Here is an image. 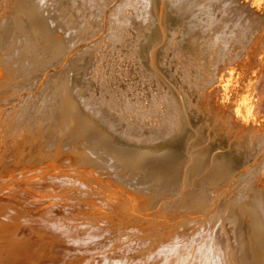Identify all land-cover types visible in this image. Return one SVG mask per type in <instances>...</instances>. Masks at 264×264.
I'll return each mask as SVG.
<instances>
[{
    "label": "rangeland",
    "instance_id": "rangeland-1",
    "mask_svg": "<svg viewBox=\"0 0 264 264\" xmlns=\"http://www.w3.org/2000/svg\"><path fill=\"white\" fill-rule=\"evenodd\" d=\"M33 1H36L37 6L39 5L38 7H40L41 10L40 16L38 17L36 16V14L27 17L25 16L24 17L25 21L22 24V20H20V18L24 16L22 14H24L25 8L23 9L22 6L19 7L18 4L24 5L25 0L24 2L23 0L20 1L0 0V33H1L0 34L1 35L0 36V92L5 91L4 94L5 97L3 96V98L0 99V106H1L0 121L4 120L3 127H5L6 130L8 129L6 132L8 133L10 132L9 134L13 138L17 137L18 132L24 133L25 131H27L26 134H28L32 130L33 132H31L30 134L34 133V135L38 136L37 142L42 146V149L43 147H46V145H50V144H52L50 149L56 148V146L59 147L61 145H62L61 147L65 148V146H67L65 144H69V148H68L69 150L65 153L67 156L66 155L64 156L67 157V159L65 158V160H63L64 162L67 160L66 161L67 163L66 162L63 163V161L62 163H58L55 165L54 163H51V165L53 164L57 168L48 164L50 167L47 165L49 168L47 169V171H49L50 173L45 172L43 177L41 176V173H39L40 175L37 174L38 178L40 176L42 179L41 180L39 178L41 180L40 181L41 183L43 181H45V183H48V181L50 180L49 184L51 185L52 183L51 181L53 180V186H50L49 188V185L48 184L45 185L43 184L44 183L43 182L42 183L43 188L40 185L39 189L40 188L44 189V187L46 188V186L48 185L47 187L52 190L48 189L49 192H47L46 191L47 189H44L43 191L40 189L41 191L38 190L37 192L38 194L36 197L40 198L41 194H44L46 196L44 199L46 201L48 200L47 201L48 203H50L51 200L52 203L54 202L57 204L59 202L58 207L60 208L63 204H66L65 206L70 208V206L72 207L73 205L74 206L78 205L76 203L77 202L80 203L81 200L80 198L84 196L86 197V194H88V198L84 197L86 199L85 201L89 203L90 200L93 198L94 200L92 199L93 202L91 200L90 204L95 203L93 205L94 208L100 211L101 209L103 210L105 209L102 204L106 206L111 203V201H109V198H111L112 200L121 203V205L118 206L119 211L121 212L116 217V220H118L117 221L118 224L123 228L126 227L135 228L144 231L147 230L165 231L167 227L170 226L169 224L175 225L177 223H180V226L186 225L185 229H188L190 227H198L201 229L204 228L206 224L207 225L212 224L216 226L219 231H222L224 219L226 217H229V213L231 209L235 206H239L243 204L248 205L250 209L253 210L254 213H256L258 222L260 224H264V212L261 211L254 203L252 190H251L252 185L257 184L259 188L262 187L263 191L261 192L264 194V172L260 173V171H258L259 170L258 166L261 163L260 160H262L261 155L263 156L264 154V140L260 144L261 145V148L259 149L260 152L257 153L254 146L256 139L255 137H253L257 135L256 134L257 132L254 129L252 130H245L244 128L241 129L243 126H239L238 124L234 123L233 121L234 119L232 120L230 119L233 118L232 117L234 116L233 114L227 115L223 113L222 106H220L221 96L219 97L218 91L216 89L217 85L219 84V81L215 82L212 79V74L214 73V71L219 69V67H223V66L225 67V65H227L226 67L228 69L229 67L231 68V66H234L235 64L243 65L244 70L242 75L243 77H247L252 72V66L250 64V60H252L255 57L254 55L255 50L249 51V49H251L254 45L253 42H251L250 45L246 47L244 46L245 48L243 46H240L238 48V51H240L239 59H241L244 55L245 56L244 60L241 59V61L238 60L234 65L232 64L229 65L227 64L229 63L228 62L229 60L227 61L225 59H227L229 51L231 50L232 52H234L235 49L233 50L232 48L229 51L227 50L228 51L227 56L225 57V59H222V61L221 59H217L216 56L215 59L213 60V56H211V49L209 48L210 46L207 43L208 36L205 34L204 31H202L201 29H197V32L194 31L190 32L188 27L184 26L185 20H183L182 23L180 22L179 24H175L174 26L171 25V21H170L166 33L168 34L169 37L171 33H174L173 36L176 37L175 41L177 42L176 47L177 48L180 47L181 50L178 51L183 55V60L185 62L184 68L187 70V72L191 74V78L188 80L187 84L189 86V91L191 92L190 94L193 93L192 96L194 98L191 96V99L192 98L194 99V100L192 99V104L194 105L192 106H194L193 110L195 109V111H197L198 117L196 118L194 116V113L189 111V109H186V115H185L186 119H184V122L185 123L190 122L194 124L196 126V130L185 135L180 151L178 152L159 151L154 149L156 145L168 144L169 142H172L174 140L173 136H177L180 134L183 135L184 132L182 130H179L177 133V129L179 127L176 118L177 117L176 109L173 104L169 103V101L166 100L167 103L166 106L165 104H163L161 108H157L155 106V99H158L163 91L160 89L159 86H157L158 83L156 82L157 83L156 85L155 81H153V79L148 75L146 76L145 73H144L145 75L142 74L143 72L141 73L140 72L141 70L137 69L136 72L135 70L137 67L139 68L137 63L146 61L152 64L151 68L149 69L151 73L155 69H159L162 73L165 74V70L163 69V66L160 62L161 53L163 51L162 46L158 47L155 50L154 57L150 55V57L144 58L142 51V45L146 42L148 36L152 33L153 30L161 28L162 26L161 24H162V14H163V4H162L163 0H130V1L100 0L101 5H99L100 1L98 0H97L98 3L95 0H93V2L91 0H45L46 3L44 0H33ZM89 3L91 5L93 3V5L92 6L89 5L90 8H87ZM94 5H96L97 9L94 8L95 7ZM97 6H101V7L99 8ZM18 9L20 10V12ZM91 12L95 14H92ZM20 13L21 16L19 15ZM34 17L35 18L38 17V18L35 19ZM39 19L43 21L44 26L50 32L56 35V36L51 35L52 38L55 37L56 39V40L54 39L57 42V43L54 42L56 46L53 45V47L52 46L49 47L46 44L47 41L49 40V39L47 40V38H49L48 36H50L49 33L45 31L46 33L44 35L45 37L47 36V38L44 37L45 38L44 40L42 37L44 35L41 34L40 30H39L40 32L37 30L38 29L37 27L40 26ZM66 19L68 20L71 19V20L67 22ZM73 20L74 22L77 21L78 23L83 22L85 25H82L83 23L81 24L71 23L73 22ZM34 21L37 24H35ZM16 22H18L19 24ZM2 23L3 26H1ZM70 23L71 25L72 24L73 25L71 26ZM77 24L78 26L79 25L80 26L77 27L79 31L77 30L76 32L75 27L77 26ZM26 25L28 26L26 28L25 27L23 28V26ZM67 25L71 26L72 29ZM22 29H24L25 31ZM20 30H22L24 33L21 32ZM80 30L82 34L80 33ZM73 31H75L77 34H74ZM80 34L82 35L81 39H79L80 37L77 36ZM8 35L10 38L8 37ZM28 37L29 39L30 38L33 39L32 40L30 39L31 40L30 41ZM12 38L15 39L13 40ZM57 39L59 41H57ZM76 39L79 41H77ZM62 40L65 43L64 49L61 51L56 50L53 52V50H55L54 48H57V44L59 45L63 44ZM44 42L45 45H43ZM98 43L99 44L102 43L103 45L99 46ZM35 44L36 45L38 44L37 45L38 47L34 48V46H36ZM95 44H98L100 48L102 46V48L101 49L98 48L99 50H96L97 46H95ZM29 46L30 48L31 47L32 48L30 49ZM46 46H48V50L46 49L47 48ZM135 46L139 47L140 53L138 54L136 53ZM90 47H92L91 48L92 51ZM33 48L36 50H34ZM42 48L44 49L42 50ZM49 50L51 51L49 52ZM231 51L229 54L230 57L232 56V54L234 55V53H231ZM87 52L91 54H88ZM38 54H40L41 56ZM47 55L50 56V57L48 56V58L50 59L52 57L57 56V59L55 60V62L53 61L51 64L45 66L44 63L49 60L46 57ZM251 55H253L252 59H251ZM35 57L37 58L36 60ZM230 57H228V59ZM230 59L233 60L234 57H231ZM105 60L107 62L106 64L104 63ZM90 62H92L93 64H91ZM110 64L113 65L110 66ZM25 65H27V67H25ZM100 65L102 67L104 66V68L106 67L105 68L106 70L104 68H99ZM35 66H37L36 69H38L39 67L40 68L36 70L33 68ZM84 67L86 73L88 74H86L85 72L83 74H85V76L89 75L92 78L90 79L89 76L88 78L86 77L89 82L86 80V78H84V75L82 74V70ZM110 68H112L115 71V73L113 70L109 71ZM230 68L228 70H230ZM101 69H104L106 73L109 71L108 74H110L111 72L116 74L117 76L112 73L114 77L116 76L114 79H116L117 82H113L116 80H112V78H110L112 74H110L111 76L108 77L106 73L105 74L103 73L104 72L103 70H102L103 72L100 73L99 71H101ZM30 70L31 71L33 70L32 73ZM45 74L47 75L44 76ZM101 74H103L104 76L103 78H107V79L105 80L102 79V77H100L102 76ZM105 75L107 77H105ZM41 77H43L42 78L43 82H41L42 81ZM166 78L167 81L177 89L178 85L174 80V78H170L168 76H166ZM83 80L87 81V83L84 82L85 83L84 84ZM37 81L39 82L38 83L39 88L44 89L47 87L49 88V91L51 89L49 93L50 99L48 98L47 102H45L46 100L44 99L45 101L41 103L43 106L40 104L37 112L34 113H31V111H29V106L27 107V109L20 108L17 111L11 110L10 106L11 105L14 106L15 104L17 105L16 102H18L16 100L11 104L9 103L10 101L14 100L12 95H15L17 91L20 92L22 90V86H24L26 83L33 84L34 82ZM110 81H111L110 83L111 87L114 83H115L114 86L116 85V87L113 86L111 89H109L108 87H110V85L108 84ZM102 83L104 85L106 83V85H108L107 88L106 86L103 87ZM117 83L120 85H118ZM44 85L47 86L45 87ZM117 85L120 86V88ZM95 86H97V88ZM102 89H104L107 92L105 96H109L111 92L110 95L112 97L110 96L108 97V99L110 98L108 105L103 103V101L101 100V97L104 96L103 93L105 92ZM13 90H15V92ZM122 90L126 91L127 95L131 94L129 95L130 97L126 96L124 91L123 94ZM24 91H25L24 93H26V90ZM94 91L96 93H94ZM9 92H11L12 94H10ZM99 93H101V96L99 95ZM210 93L211 94L214 93V94L211 95ZM216 93L218 95L217 97L215 95ZM209 96H213V97H209ZM91 97H92V101H91ZM97 97L101 101H99L98 99H94ZM52 99L54 102H52ZM63 99L65 100L63 101ZM129 100H131V103L128 106H126L125 102ZM193 101L196 104L193 103ZM235 101L237 103L238 99ZM212 102L214 106H211ZM89 103L90 106H88ZM5 104L9 106L7 107ZM95 104L100 106H97ZM84 105H86L87 107ZM91 105L92 106L94 105L93 108L91 107ZM88 107H91L89 109L90 110L93 109L94 112L87 109ZM213 107L215 109L214 112H212L214 110ZM57 108L60 109L62 112L60 110H57ZM68 110L70 111L72 110V112ZM209 110L212 111L209 112ZM216 110L217 113H215ZM55 111H59L61 113L60 116L62 117L60 116L55 117ZM218 114L223 118H220ZM211 115L212 117L214 115H217L218 117L214 116L215 119L213 118L210 119ZM226 116H228V118ZM18 117L21 119L20 122L18 121L19 119ZM28 117L30 118L28 119ZM73 117L75 118L76 123L75 122L71 123L74 121V119H72ZM63 118L67 121H65ZM226 118L229 124H227ZM206 119L207 120L209 119V121L206 124V126L207 125L209 126L207 128V131L203 130V126L205 125ZM229 119L231 120V122L229 121ZM26 121H28V123ZM77 122H79V126ZM72 124L74 125L77 124V126H73ZM81 125H83L84 128ZM227 125L229 126L234 125L235 128L232 126H230L229 128V126L227 127ZM30 126L31 127L34 126L33 127L34 129L37 126L35 129L36 131L33 128H30ZM44 126H48L47 127L48 129ZM23 127L26 128L24 129ZM28 127H29L28 130L30 132L26 130ZM78 127L80 128L78 129ZM37 128L38 129L41 128L42 131L40 129L38 130ZM231 128H233L234 130L232 131ZM46 130L47 132H45ZM15 131L17 132V134ZM77 131H79L80 133L79 132L77 133ZM91 132L92 134L89 135L87 134ZM93 132L95 134L97 133V135L93 134ZM253 132H255V134H253ZM43 134L46 135L41 136ZM75 136L77 137L75 138ZM79 137L80 139H78ZM247 137L250 139H247ZM96 138H100L101 140ZM43 140H45V142ZM77 140H80L79 143L81 142L79 146L77 145L79 144L77 143L78 142ZM93 140H95V142L97 143L94 144L95 142ZM244 140L249 141L250 143L247 142L248 143L247 145ZM87 141H90L91 145ZM106 141H107V145H106ZM58 142H60L61 144H59ZM84 142H87L88 144ZM56 143H58V145ZM108 143L109 144L111 143L112 147H110ZM245 144L248 147H250V149L248 150L250 156H252L250 157L247 163H243L240 155L238 154L241 148L242 150L244 148L247 149V146ZM53 145L56 146L54 147ZM89 145L91 146L90 148ZM96 145L99 146L98 149L100 150V152L99 150H97V147H93ZM87 147L89 148V150ZM105 147L107 148L105 149ZM108 148H111L113 150L115 149L117 152L114 150L113 151L114 153L111 154L112 150L109 149L108 151L107 150ZM103 149L105 150L103 151ZM252 149L255 151V152L253 151L254 154H252L251 151ZM87 150L88 151L93 150V151L90 153L87 152ZM118 152L119 153L121 152L120 154L122 155H120ZM74 153L76 155H82V157L85 158V160L88 157L87 159L88 161L87 160L86 161L89 163V165L92 162V165L89 166L92 170L91 172H88L87 170L85 172V169L78 167V162H76V155H74ZM94 153L95 154L98 153L96 155L99 156L96 157ZM123 153L126 155L125 157ZM92 154H94L96 158H94ZM100 154L103 157H101ZM105 154L107 156H105ZM132 155L138 158L140 162L139 164L135 165L132 162V164H134L132 165L130 164L131 161L128 162V160L125 159L127 156H132ZM121 157H124L123 158V160H125L124 162L120 159ZM47 160L50 159L48 158ZM97 161L99 162L97 163ZM198 161H203V165H204L203 170L194 169L193 166ZM110 162H112L111 163L112 165L110 164ZM103 163L105 164L103 165ZM219 163L223 164L222 167H218ZM71 164L73 166H71ZM123 164L125 167L123 166ZM224 164L227 166H225ZM93 165L95 166V168L93 167ZM52 168L54 169L51 170ZM111 168L113 169L111 170ZM94 169L95 172H93ZM62 170L64 171V173H62L63 172ZM196 170L198 171L196 172ZM33 171L35 172V170ZM112 171L114 172L112 173ZM212 171L216 173L214 174ZM55 172L61 173L62 175H64V177L65 176L67 177L68 175L67 181L65 180L66 177L65 179H63L64 177L61 174L59 175L58 173L57 175L55 174ZM89 173H91V175ZM210 174L211 175L217 174L216 176L220 175L223 179L226 177L224 179L225 182L224 180L221 179L220 176H218L219 178L217 177L213 178L211 177ZM54 177H56V179ZM58 177L62 181L63 180L66 181V182L64 181L66 186L68 184L75 185V183L72 182L74 179H75L74 182L77 180L76 181L77 186L75 185L76 187L73 188H76V191L78 192L80 190L81 193L76 192L75 189L73 190V188H71L72 185L67 186L66 189L61 188L66 186L64 184L62 185V183L64 182L59 180ZM209 177L211 178V181ZM50 178H54L58 182L60 181L61 182L60 184H57V181H54V179H50ZM68 178L69 179L73 178V179L72 181L70 180L71 181L70 182L68 181ZM212 178L215 180L217 179V181L213 180ZM79 179L81 181L86 182L85 184L87 188H89L91 191H94L95 194L97 193L95 197L97 195H101V196H97L98 198H94V195L92 194L91 195L92 198H91L90 196L91 192L85 191L84 193L82 191L83 189L81 190L82 187L80 186V184L78 185V183H80L78 182ZM218 179L222 180L223 183H221V181H219ZM11 180L12 181L10 182L5 180L4 182L6 183L1 182L6 187L8 184L10 185L8 186L9 188L7 189H5L6 187H4V190L6 191L11 190L9 193L15 194L16 191H18L19 189V191L21 190V192L19 193L18 191V193L23 195L24 193L22 190L24 189L19 188V185L22 182V181L20 182V180H22V178L18 180L20 183L15 182L14 179ZM13 180L16 183V185L14 184ZM218 182H220V184ZM12 184L15 189L18 186L16 191H14L15 189L14 190L12 189L13 187L11 186ZM58 185L61 186L58 187ZM20 187L22 186L20 185ZM54 187H55L54 191L56 192L53 191ZM56 188H60L61 192L59 191L60 192V193L58 192L59 194L57 193L59 189L56 190ZM68 188L69 189L71 188V190H68ZM63 190L64 192L62 193ZM67 190L71 194L66 192ZM39 191L42 193H39ZM51 191H53L55 194H53V192ZM18 193L16 194L19 195ZM56 193L60 196L62 195L61 197L63 196L65 197L60 199V196H58L59 197L58 198ZM74 193L76 194L75 196H72L74 197V199L71 198L70 199L75 201L77 199L79 201L75 202L76 205L73 203H72L73 205L72 204L70 205V203L74 201H71L68 197L69 196L71 197V195ZM77 193L79 194L78 197H77ZM52 194L55 196H53ZM63 194H68L67 195L68 197ZM80 194L82 195L84 194V195L82 196ZM24 195L26 196L27 194L25 193ZM43 197L44 196L42 195L41 200H44ZM49 197H51L50 200ZM39 198L36 199L37 202L38 200L40 201ZM84 198L81 200V202L82 201L84 202ZM103 198H105L104 201ZM66 199L68 201L70 200V202L68 203ZM59 200L60 201L62 200V204ZM99 201L101 202L99 203ZM108 202L109 204H107ZM98 203L101 204V206H98L99 205ZM56 204L55 206H57ZM90 204L89 206L92 207V205ZM48 205L49 207H41V209L44 208L49 209L52 213H56L58 218H61L62 221H66L68 216L73 215V213L70 210H65V209H69L66 208L65 206H62L61 209H58L57 207L52 206L51 203ZM95 205L98 206L99 208H97ZM100 207L103 208L100 209ZM173 220L176 222H174ZM119 228L118 227L116 228L119 229L120 231L119 233H117L118 235L115 236L116 239H113L115 244L109 243L108 245H106L107 247H109V245L113 244L114 247L113 245L110 246L111 248L113 247L112 249L109 247L111 249L110 250L105 246L103 250H101L104 252L107 251V253L105 252L106 253L105 255L111 254L113 255V257H115L114 255H116V257H119L117 253H121L120 250L123 247V245L124 246L127 245L128 242L124 243L125 242L124 240H126L124 238L123 240L121 239V243L118 242V240H120V238L123 236L127 238L126 241H128V237L122 235L124 233L122 232V228L121 227ZM116 232H118V230L117 231L115 230V233ZM240 239L242 243L243 236H241ZM238 242L240 243V240H238ZM135 243L136 241H133L131 245ZM112 250H114L113 252H115V250L117 251L115 253H112ZM242 258H244L242 259L243 264H251V262L247 260L244 256H242Z\"/></svg>",
    "mask_w": 264,
    "mask_h": 264
},
{
    "label": "bare ground",
    "instance_id": "bare-ground-1",
    "mask_svg": "<svg viewBox=\"0 0 264 264\" xmlns=\"http://www.w3.org/2000/svg\"><path fill=\"white\" fill-rule=\"evenodd\" d=\"M18 1H20V0H18ZM91 1L93 2V0H91ZM95 1L98 3V1H100V0H98V1L95 0ZM23 2H24V0H23ZM45 3H46V1H45ZM45 3H43V4H45ZM102 3H103V1H102ZM38 4H39V2H38ZM94 4H95V2H94ZM162 4H163V14H162V24H161L162 26H161V28H158V29H155L152 31V33L148 36L146 42L142 45V51H143L144 58L150 57V55L154 57L155 56V50L158 47L162 46L163 51L161 53L160 62L163 66V69L165 70V74L162 73L159 69H155L151 73L149 71V69L151 68L152 64H150L149 62H146V61L137 63L139 68L137 67L135 72L137 71V69H139V70H141L140 71L141 73L143 72L142 74L145 73L146 76L148 75L149 77H151L153 79V81H155V83L156 82L158 83V85H157V83H156V85L159 86L160 89L163 91L160 94V97L158 99H155V106L157 108H161L163 104H165V106H166L167 105L166 100L169 101V103L173 104L175 106V109H176V113H177L176 118H177V123H178V127H179L177 129V133L179 130H182L184 132V134L173 136L174 140L172 142H169L168 144L156 145L154 147V149L159 150V151L178 152V151H180V149L182 147L185 135L196 130V126L194 124H192L190 122H187V123L184 122V119H186V116H185L186 115V109H189V111L194 113V116L196 118L198 117L197 111H195V109L193 110L194 106H192V105H194V104H192V99L194 98L192 96L193 93L190 94L191 92L189 91V86L187 84L188 80L191 78V74L189 72H187V70L184 68L185 62L183 60V55L179 52L181 50L180 47L179 48L176 47L177 42L175 41L176 37L173 36L174 33H171L170 37L166 33L170 21H171V25L174 26L175 24H179L180 22L182 23V21L185 20L184 26H187L190 32L191 31L197 32V29H201L208 36L207 43L210 46L209 48L211 49V56H213V60L215 59V56H216L217 59H221V61H222V59H225V57L227 56V52L233 48V50L235 49L234 52H232L231 50L230 51H231V53H234V55L232 54V56H231V57H234V59L233 60L230 59L231 57L229 55L230 54V51H229L227 59H225V60H227V61L229 60L228 61L229 63H227V64L234 65L238 60L241 61V59L242 60L245 59L244 55H243L244 58L242 57L241 59H239L240 58V55H239L240 51H238V48L240 46L246 47V46L250 45L251 42L254 43L253 47L251 49H249V51L255 50L254 51L255 57L252 59L253 55H251L252 60H250V64L252 66V72L247 77H243V75H242L243 70H244L243 65L235 64L234 66H231V68L229 67L230 70H228L229 68L227 69V67H226L227 65H225V67L224 66L219 67V69H217L218 71L216 70L212 74V79L215 82L219 81V84L217 83L218 85H217L216 89L218 91L219 97L221 96V98H220V104L221 105L220 106H222L223 113L227 114V115L233 114L234 115V116H232L233 118H230V119L231 120L234 119L233 120L234 123L238 124L239 126H243L241 129H243V128L245 130L254 129L257 132L256 133L257 135L253 136V137H255L256 142L254 140L255 144L254 143H252V144H254L257 153H259L260 152L259 149L261 148L260 144L264 140V0H163ZM18 5H19V7L22 6L23 9L25 8L24 14H22L24 16H22L20 18V20H22V24L25 21V19H24L25 16L27 17V16L35 15V14L38 17L40 16L41 10H40V7H38L39 5L37 6L36 1L25 0V4H24L25 6L20 5V4H18ZM89 5H91V4L89 3L87 8H90ZM92 5H93V3H92ZM96 5H94L95 7L94 6L93 7L96 8ZM99 5H101V1H100ZM43 6H45V5H43ZM97 7L100 8L101 6H97ZM94 8H92V9H94ZM96 9H94V10H96ZM101 9H99V10H101ZM94 10H93V12H94ZM19 12H20V10H19ZM95 13H96V11H95ZM95 13H92V14H95ZM15 14H16V12H15ZM19 15L21 16V13ZM15 16H17V15H15ZM38 17H36V18H38ZM7 20H9V19H7ZM13 20H15V19H13ZM27 20H29V19H27ZM66 20H67V22H69V20H71V19H69V20L66 19ZM39 22H40V24H39L40 26L37 27L38 29L37 28H35V29H37L38 31L40 30L41 34H43V35L46 32L49 33L50 34V36H48L49 38H47V36L45 37V35H44V36H42L43 39L44 40H45V38H47V40L49 39L46 43L49 47H51V46L53 47V45L56 46V44H54V42H56L55 41L56 39H55V37L52 38V36H54L55 34L50 32L44 26L43 21L40 20ZM79 22H81V21H79ZM16 23H18V22H16ZM19 23H20V21H19ZM25 23H27V22H25ZM34 23H35V21H34ZM71 23H78V22L77 21L74 22V20H73V22H71ZM71 23H70V25H71ZM81 23H83V22H81ZM81 23H78V24H81ZM30 24H33V23H30ZM35 24H37V23H35ZM65 24H67V23H65ZM78 24L76 27L73 26L76 28L75 29L76 32L78 30L77 27L80 26V25L78 26ZM82 25H85V24L83 23ZM1 26H3V23ZM27 26L28 25L23 26V28L24 27L26 28ZM67 26L71 27L69 25H67ZM82 27H84V26H82ZM28 29H29V27H28ZM71 29H72V27H71ZM22 30H24V29H22ZM22 30H20V31L23 32ZM84 30H82V31H84ZM75 31H73V33L77 34ZM17 32H19V31H17ZM35 33H36V31H35ZM80 33L82 34L81 30H80ZM31 34H32V32H31ZM46 35H48V34H46ZM80 35H77L80 37L79 39H81V37H82V35L81 36ZM24 36H26V35H24ZM8 37H9V35H8ZM13 37H15V36H13ZM36 37H38V36H36ZM2 38H5V37H2ZM41 38H38V39H41ZM56 38H59V37H56ZM25 39H26V37H25ZM28 39H29V37H28ZM57 41H59V40L57 39ZM77 41H79V40H77ZM5 42H7V41H5ZM72 44H75V43H72ZM98 44H95V46H97L96 50L101 49L102 46H101V48L99 46L103 45L101 43L98 46ZM37 45L34 46V48L38 47ZM43 45H45V42ZM61 45L57 44V48H54L55 50H53V52L56 50L57 51L63 50L64 46H65L64 41H63V44H61ZM48 46H46L47 50H48ZM95 46H94V48H95ZM42 47H45V46H42ZM92 47H90V49ZM29 48H30V46H29ZM43 49L44 48H42V50ZM34 50H36V49H34ZM50 51L51 50H49V52ZM86 51H87V49H86ZM91 51H92V49H91ZM135 51L137 54L140 53V49L138 46H135ZM243 52H244V50H243ZM91 53H88V54H91ZM38 55H40V54H38ZM42 55H44V54H42ZM48 56L49 55H47L46 57L48 58ZM46 57H45V59H46ZM90 57H92V56H90ZM228 57H230V58L228 59ZM36 59L37 58L35 57V60ZM48 59H49L48 61H46V60H45L46 62L44 61L45 66H47L48 64H51L53 61L55 62V60L57 59V56L52 57L51 59L50 58H48ZM106 60L104 62L105 64L107 63ZM211 61H212V59H211ZM86 63H88V62H86ZM90 63L93 64L92 62H90ZM111 65H113V64H110V66ZM38 66H40V65H38ZM219 66H221V65H219ZM25 67H27V65H25ZM55 67H57V66H55ZM33 68L36 69L37 66H35ZM99 68H104V66L102 67L100 65ZM112 68H110L111 70L109 69V71H112L113 70ZM38 69H36V70H38ZM104 69H101V71H99V72L101 73L104 71L103 73L105 74L106 69L105 70ZM18 70H20V69H18ZM32 71H31V73H32ZM109 71L106 73L108 77H110L111 76L110 74L113 73V72H111L110 74H108ZM35 72H37V71H35ZM42 72H44V71H42ZM84 72L86 73L85 67L82 70V74ZM99 72H98V74H99ZM114 73H115V71H114ZM86 74H88V73H86ZM113 74L110 78H112V80H116L114 78L117 75L114 74V75H116L114 77ZM125 74H127V73H125ZM46 75L47 74H45L44 76H46ZM83 75H84V78H86V77L88 78V76H89V75L85 76V74H83ZM101 75L102 76H100V75L99 76L102 77V79H104V80L107 79V78H103L104 77L103 74H101ZM107 76L105 75V77H107ZM166 76H168L170 78H174V80L176 81V83L178 85L177 89L171 83H169L167 81ZM25 77H27V76H25ZM42 78L43 77H41V79ZM87 78H86V80H87ZM90 79H92V78L90 77ZM84 80H83V83L84 82L87 83L88 80L87 81H84ZM28 81H29V79H28ZM111 81L109 82L108 85H110ZM41 82H43V79ZM113 82H117V80L113 81ZM38 83H39L38 81L34 82L33 84L26 83L24 86H22V90L20 92L17 91L15 95H12L14 100L10 101L9 103L11 104L12 102H15L16 100L18 102H16L17 105L15 103H14L15 105L13 104L14 106L11 105L10 109L13 111H15V110L17 111L20 108L27 109V107L29 106V111H31V113L37 112L39 105L45 100H46L45 102H47V99L50 97L49 93L51 91V89L49 91V88L46 87L47 85H44L46 87L44 89L39 88ZM114 84L112 85V87L114 86ZM108 85H106V83H105V85L102 83L103 87L106 86V88H107ZM118 85H120V84H118ZM95 87L97 88V86H95ZM112 87L110 85V87H108V88L111 89ZM114 87H116V85ZM118 87L120 88V86H118ZM106 88H105V90H106ZM216 89H214V90H216ZM15 90H16V88H15ZM15 90H13V91L15 92ZM24 90H26V93H24L25 92ZM102 90H104V89H102ZM127 90H129V89H127ZM123 91L124 90H122V93H123ZM220 91H221V93H220ZM9 93L12 94L11 92H9ZM94 93H96V92L94 91ZM94 93H92V94H94ZM106 93H107L106 91L103 93L104 96L101 97V100L103 101V103L108 105L109 99H110V98L108 99V97L109 96L112 97V96L110 95L111 92H110V94L108 92L109 96H105ZM124 93L126 96L131 95V94L127 95L126 91H124ZM4 94H5V91L0 92V99L3 98ZM213 94H211V95H213ZM99 95L101 96V93H99ZM215 95H216V97L218 96L217 93ZM175 96H176V98H175ZM191 96L193 97L192 99H191ZM98 97L94 98V99H98ZM209 97H213V96H209ZM57 99H58V97H57ZM237 99H238V102L236 103L235 100H237ZM64 100L65 99H63V101ZM98 100L101 101L100 99H98ZM4 101H6V100H4ZM91 101H92V97H91ZM52 102H54L53 99H52ZM88 102H90V101H88ZM93 103H95V102H93ZM130 103H131V100L126 101L125 105L128 106ZM193 103H195V102L193 101ZM43 104H45V103H43ZM49 104H50V102H49ZM209 104H210V102H209ZM5 105L7 106V104H5ZM95 105H97V104H95ZM84 106H86V105H84ZM88 106H90V103ZM93 106L91 105L92 108H93ZM97 106H100V105H97ZM211 106H214L213 102H212ZM86 107H84V108H86ZM91 107H88L87 109H89ZM0 108H1V106H0ZM210 109H211V107H210ZM213 109H214V107H213ZM57 110H60V109L57 108ZM68 111H70V110H68ZM90 111H93V109ZM211 111L209 110V112H211ZM214 111H215V109L212 112H214ZM70 112H72V110ZM11 113H13V112H11ZM215 113H217V110ZM60 115H61V113L59 111H55V117L56 116L59 117ZM29 116H30V114H29ZM51 116H52V114H51ZM214 116H217V115H214ZM214 116L212 117V115H211L210 119L211 118L215 119ZM218 116L220 118H223L219 114H218ZM10 117H11V115H10ZM60 117H62V116H60ZM226 117L228 118V116H226ZM29 118L30 117H28V119ZM227 118H226V121H227V124H229ZM19 119H18V121L20 122L21 119L20 120ZM72 119H74V121L71 123H74V122L76 123L75 118L73 117ZM230 119H229V121L231 122ZM10 120H8V121H10ZM13 121H15V120H13ZM65 121H67V120H65ZM205 121L206 122H205V125L203 126V130L207 131V128L209 126L208 125L206 126V124L209 121V119L208 120L206 119ZM26 122L28 123V121H26ZM77 123L79 126V122H77ZM3 125H4V120L0 121V183L1 182L3 183L5 180L10 182V181H12L11 179H14L15 182L18 183L19 182L18 180H20L22 178V180H20V182L22 181L20 184L22 187H20L19 184H17V185H19V188L24 189L22 191L24 194L26 193L27 195L25 196L24 194L23 195L19 194L21 192V190L19 191V189H18L19 193H18V191H16L18 186L15 189L13 184L11 185V186H13L12 189L13 190L15 189L14 191H16V193H18L19 195H17L16 193L15 194L9 193L11 190H7V191L4 190V187H6V186H4V184H2V183H1L2 185L0 184V187H1L0 191L2 189V191L0 192V264H60L62 262H63L62 264H243L242 259H244V258H242V256H244L247 260H249L251 262V264H264V224H260L258 222V218L256 216V213H254L253 210H251L250 207L246 204L235 206L231 209V211L229 213V217H226L224 219L222 231H219L218 228L212 224H210V225L206 224L204 226V228H201V229L198 227H190L188 229H185L186 225L180 226V223H177L175 225L169 224L170 226L167 227V229L165 231H161V230L144 231V230H138L135 228H127V227L123 228L122 226H120L118 224V222H117L118 220H116V217L121 212V211H119V208H118V206H120L121 203L116 202V201L112 200L111 198H109V201H111L110 204H109V202L107 203L109 205L105 204L106 206H104V204H102L103 207L105 208L104 210L101 209L103 207H100L101 211L95 209L93 206L95 203L90 204L91 200L93 199L91 195L93 194L94 198H98L97 196H101V195H97L95 197V195L97 193L95 194L94 191H91L89 188H87V186L85 184L86 182L81 181L79 179L78 182H80V183H78V185L80 184V186L82 187V188L81 187L80 188H81V190L83 189L82 191L84 193H85V191L91 192L90 196L92 199L89 198V199H91L90 202L88 203L85 201L86 200L85 198L86 197L88 198V194H86V197L84 196L85 198L84 197L80 198L81 200L84 198V202L83 201L81 202V200H80V203H78L77 201H79V200H77L76 198H75L76 201L71 200V199H74V197H72V196H75L76 195L75 193L78 192V191H76V188H73V187L77 186L76 185L77 180L74 182V180H75L74 179L72 183H75L76 186L74 184H73L74 186L72 184L69 185L68 182H67V184H68L67 186L72 185L71 188H73V190L75 189L76 192L74 191L75 193L72 194L71 197L70 196L68 197L67 196L68 194H63V195H66L69 199L71 198L70 199L71 201H74V202H71L70 205L72 203L75 204V202H77L76 204H78V205L75 204L76 206H74L72 204L73 206L72 207L70 206V208H69V207L65 206L66 204H63L62 206L69 208V209H65V208H63V209L70 210L73 213V215L68 216L66 221H62L61 218H58L56 213H52L49 209H46V208L41 209V207H49L48 204H50V203L52 204V206L57 207L58 209H61L62 206H61V208L58 207L59 202L57 204L54 202L52 203L50 200L51 197H49L50 203H48L47 202L48 200L46 201L44 199L46 197L44 194H41L40 198L36 197L38 194L37 193L38 190L41 189V188L39 189L40 185L43 188V185H42L43 182H44L43 184H45V185L48 184L49 188H50V186H53V180L51 181L52 182L51 185L49 184L50 180L48 181V183H45V181H43L41 183L40 181L42 179L39 176V178L41 179L40 180L38 178L37 174L41 173V176L43 177L45 172L46 173L49 172V171H47V169H49L48 166L51 165V163H54V165H55L58 163H62V161L65 160V158L67 159V157H64V156L66 155L65 153L69 150L68 149L69 144H65V145H67V146H65V148L61 147L62 145L59 147H57L55 145L56 148H53V149L52 148L50 149V147L52 145V144H50V145H46V147H43V149H42V146L37 142L38 136L34 135V133L30 134L33 131L31 130V132H30L28 130L29 127L26 130H28L30 133L26 134L27 131H25L24 132L25 134L20 133V132H18V134H17V132L15 131L17 134V137L13 138L9 134L10 132L9 133L6 132L8 129L6 130V128L3 127ZM72 125L77 126V124L76 125L72 124ZM83 125H81V126H83ZM228 126L229 125H227V127ZM230 126H232V125H230ZM230 126H229V128H230ZM19 127H21V126H19ZM26 127H23V128L25 129ZM33 127L30 126V128H33ZM36 127H35V129H36ZM44 127L47 128L48 126H44ZM232 127L235 128L234 125ZM41 128H42V126H41ZM41 128H39V129L41 130ZM79 128L80 127H78V129ZM83 128H84V126H83ZM70 129H72V128H70ZM231 129H232V131L234 130L233 128H231ZM21 130H22V128H21ZM44 130H43V132H44ZM50 131H51V129H50ZM71 131H73V130H71ZM80 131H82V130H80ZM87 131H89V130H87ZM43 132H40V133H43ZM45 132H47V130ZM78 132L79 131H77V133ZM35 134H37V133H35ZM84 134H86V133H84ZM87 134L88 135L92 134V132L87 133ZM93 134H95V133L93 132ZM253 134H255V132H253ZM44 135H46V134H43L41 136H44ZM95 135H97V133ZM247 136H249V135H247ZM76 137L77 136H75V138ZM95 137H98V136H95ZM249 137H251V136H249ZM78 139H80V137ZM96 139H100V138H96ZM247 139H250V138L247 137ZM43 141L45 142V140H43ZM77 141H78L77 143H79L80 140H77ZM93 141L95 142V140H93ZM102 141H103V139H102ZM87 142H89V144H90V141H87ZM87 142H84V143L88 144ZM247 142L250 143L249 141H245V143L247 145H248ZM58 143L61 144L60 142H58ZM58 143H56V144L58 145ZM80 143L77 145L79 146ZM96 143L97 142H95L94 144H96ZM90 145H89V148L91 147ZM106 145H107V141H106ZM109 146L112 147L111 143L109 144ZM93 147H97V150H99L98 149L99 146L96 145ZM89 148H88V150H89ZM106 148L107 147H105V149ZM83 149H86V148H83ZM105 149H103V151ZM109 149H111V148H108L107 150L109 151ZM248 149H250V147L247 146V149L244 148L242 150V148H241V150H239L238 154L240 155L243 163H247L249 161L250 157H252V156H250ZM253 149L251 150L252 154H254V152H255ZM88 150H87V152H90V153L93 151V150L92 151H88ZM111 150H112L111 154L114 153L113 151L115 149L114 150L111 149ZM80 152H81V150H80ZM99 152H100V150H99ZM98 153H96V154H98ZM124 153H125V151H124ZM124 153H123V155L125 157L126 155ZM94 154H92V155L94 156ZM101 154H100V156H101ZM74 155H76V154L74 153ZM115 155H116V153H115ZM120 155H122V154H120ZM98 156L96 155V157H98ZM105 156H107V155L105 154ZM89 157H91V156H89ZM96 157L94 156V158H96ZM101 157H103V156H101ZM124 157L120 158L123 162L125 161V160H123ZM48 158L50 160H47ZM87 159H88V157H87ZM125 159L128 160V162L131 161L130 164H132V162L135 165L140 163L138 158L134 155L127 156ZM261 159H262V160H260L261 163L258 166V169H259L258 171H260V173L264 172V154H263V156L261 155ZM86 160H85V158L82 157V155H76V162H78V167L85 169V172H86V170L88 172H91L92 170L89 166L92 165V162L89 165V163L87 162L88 160L87 161ZM99 161H97V163ZM108 161H109V159H108ZM65 162L63 161V163H65ZM76 162H75V164H76ZM111 163L112 162H110V164ZM104 164L105 163H103V165ZM134 164H132V165H134ZM54 165L52 164L51 166L57 168ZM103 165H101V166H103ZM132 165H130V166H132ZM222 165H223L222 163L221 164L219 163L218 167H222ZM71 166H73V165L71 164ZM123 166H124V164H123ZM203 166H204L203 161H198L194 164L193 167H194V169H199V170L202 169L203 170ZM225 166H227V165H225ZM61 167H63V166H61ZM93 167L95 168L94 165H93ZM132 167H134V166H132ZM53 169L54 168H52L51 170H53ZM106 169H107V167H106ZM112 169L113 168H111V170ZM33 170H35V172ZM64 170H65V167H64ZM103 170H104V168H103ZM197 171L198 170H196V172ZM215 171H217V170H215ZM93 172H95V169ZM113 172L114 171H112V173ZM58 173L55 172V174H57V175H58ZM62 173H64V171ZM110 173H111V171H110ZM20 174H21V176H20ZM22 174H24V175H22ZM60 174L61 173H59V175ZM89 174L91 175V173H89ZM214 174L213 175L210 174L211 177L219 178L218 176H220V175L216 176L217 174L216 175H214ZM92 175H93V173H92ZM52 176H54V175H52ZM62 176L64 177V175H62ZM65 177L63 179H65ZM67 177H68V175H67ZM67 177L65 179L66 181H67ZM44 178H46V177H44ZM54 178L56 179V177H54ZM54 178H50V179H54ZM55 179H54V181H57ZM58 179L61 180L59 177H58ZM72 179L68 178V181H70V180L72 181ZM221 179L224 180L222 177H221ZM14 180H13V182H14ZM65 180H63V181L61 180V181L64 182ZM213 180H215V179H213ZM222 180H219V181H221V183H223ZM210 181H211V178H210ZM215 181H217V179ZM15 182H14V184L16 185ZM60 182L57 181V184H60ZM65 182L62 183V185L63 184L65 185ZM224 182H225V180H224ZM4 183H6V182H4ZM218 183L220 184V182H218ZM8 186H10V185L8 184L5 189L9 188ZM47 186H46V188L44 187V189H47L46 191L49 192L48 191L49 188ZM60 186L58 185V187H60ZM67 186L61 187V188L66 189ZM56 187H57V185H56ZM71 188L70 189L68 188V190H71ZM44 189H41V190L43 191ZM57 189H59L57 191V193H58L60 191V188H56V190ZM49 190H52V189H49ZM54 190H55V187H54L53 191ZM68 190L66 192L69 193ZM77 190H78V188H77ZM251 190H252V196H253L254 203L257 205V207L261 211L264 212V194L261 192V191H263L262 187L259 188V186L257 184H253L251 187ZM40 191H39V193H42ZM53 191H51V192H53ZM54 192H56V191H54ZM54 192H53V194H55ZM63 192H64V190L62 191V193ZM79 192H80V190H79ZM57 193H56L57 197L60 196V195H58L59 193L58 194ZM78 193H77V197L79 195ZM69 194H71V193H69ZM15 195H17V196H15ZM42 195L44 196L43 197L44 200H41ZM80 195H82V194H80ZM48 196H49V194H48ZM53 196H55V195H53ZM61 196H60V199L65 197V196H63V197H61ZM38 198L40 199V201L38 200V202H37L36 199H38ZM46 199H48V198H46ZM52 199H53V197H52ZM56 200H54V201H56ZM64 200H65V198H64ZM64 200H63V202H64ZM70 200L68 201L66 199V201H68V203L70 202ZM93 200H92V202H93ZM98 200H100V199H98ZM104 200H105V198H103V201ZM34 201H36V202H34ZM43 201H46V202H43ZM107 201H108V199H107ZM60 202L62 204V200ZM100 202L101 201H99V203ZM55 204L57 206H55ZM89 204L92 205V207L89 206ZM98 206H101V204H99ZM98 206H96V207L99 208ZM122 215H123V212H122ZM174 222H176V221H174ZM24 225H26V226H24ZM117 227L118 228L121 227L122 232H124L122 235H125L126 237H128V241H126L127 238H125L123 236L120 238V240H118L119 238L117 239L118 242L121 243V239L123 240V238H124L126 240H124L125 242L124 241L123 242L124 243L128 242V243H127V245L125 244L126 246L123 245V247L120 250L121 253H117V255L119 257H116V255H114L115 257H113V255H111V254H110L111 256L108 254L105 255L107 253V251H105L106 252L105 253L104 251H101V250H103V248L106 245H108L109 243L115 244L113 239H116L115 236L118 235L117 233H119V231H120L119 230L120 228L116 229ZM114 229L116 231L118 230V232L115 233ZM241 236H243V242L242 243H241L242 238L240 239ZM143 240H145V241H143ZM238 240H240V243L238 242ZM133 241H136V243L131 245V243ZM112 245H109V247ZM117 245H119V244H117ZM109 247H107V248H109ZM113 247H114V245H113ZM105 250H106V248H105ZM113 251L114 250H112V253H115L117 250H115V252H113Z\"/></svg>",
    "mask_w": 264,
    "mask_h": 264
}]
</instances>
